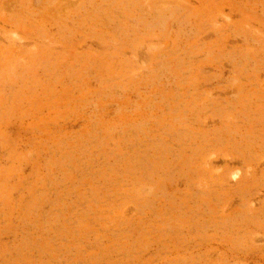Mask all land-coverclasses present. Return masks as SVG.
I'll return each mask as SVG.
<instances>
[{"label": "rangeland", "instance_id": "rangeland-1", "mask_svg": "<svg viewBox=\"0 0 264 264\" xmlns=\"http://www.w3.org/2000/svg\"><path fill=\"white\" fill-rule=\"evenodd\" d=\"M0 264H264V0H0Z\"/></svg>", "mask_w": 264, "mask_h": 264}]
</instances>
